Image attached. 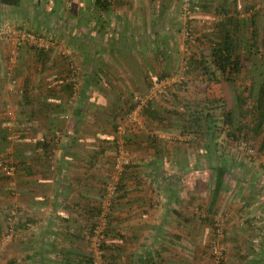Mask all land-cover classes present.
<instances>
[{"label":"crops","instance_id":"obj_1","mask_svg":"<svg viewBox=\"0 0 264 264\" xmlns=\"http://www.w3.org/2000/svg\"><path fill=\"white\" fill-rule=\"evenodd\" d=\"M63 1L67 3L73 0ZM107 1V10H98L94 6L92 40L95 42V59L111 58L114 60L112 63L122 65L120 59L125 58L156 55L169 58L168 51L171 48H168L169 35L165 32L175 29L181 31L185 24L179 14L178 0ZM238 2L195 0L191 19L188 18L186 23L206 27V21L214 15L220 22L226 16L234 15L238 18ZM217 24L209 26L215 28L212 33L205 30L204 36L211 38V34H216ZM98 60L100 64L94 65L95 68H99L103 74L108 72L111 75L114 70L111 62L107 66L108 62L106 64ZM65 72L67 70L62 65L53 61L45 71L49 77L46 75L42 78L44 82L33 84V88L40 91L37 95L30 93L29 100L39 106L43 103L52 105L56 102H70L64 97L59 83ZM50 76L54 78L48 79ZM22 83L0 85V98L6 100L16 95L12 105L17 114L13 117L18 118L19 129L14 135L18 138L14 150L20 152L16 154V161L23 164L11 181L14 188L11 214L0 209V221L7 214V221L13 223L4 234L11 235L10 239L3 238L7 229L4 227L5 220L2 222L4 230L0 227L1 243L7 246L0 252V264H88L93 227L102 212V209L100 214L97 212V202L104 201L99 192L100 173L103 171L99 164L101 154L97 152L96 158H90L93 150L99 151L100 144L95 133L101 129L95 122L91 124L93 129L90 124H85L82 112L78 116L70 111L72 114L69 112L62 116L60 121L52 115L47 118L38 116L36 108L30 110V106L24 103ZM1 102L6 103L3 99ZM73 105L80 106L81 102ZM93 119L98 120L96 116ZM90 130L95 134L92 143L91 139L85 138L89 136L87 133ZM53 134L60 143L51 144L45 152L35 147V143L22 141H39L44 137H53ZM199 166L203 167L199 163L188 167L184 161L175 168H183V171L187 170L191 175L190 170H196ZM152 168V175H156V167ZM146 178L123 179L122 189L113 199L114 202L111 203L110 199L108 223L102 243L103 260L109 264H215L212 259L206 261L203 255L205 243L200 240V235L198 237L202 233V224L206 226L204 221H198L201 216L198 202L201 204V200L197 199L194 189L199 183L195 180L193 182L191 176L177 179L166 176L157 181ZM3 184L0 180V198L4 192ZM209 213L206 208L205 215L210 218ZM231 216L226 220L222 233L223 237L235 241L234 247L238 248L240 234L236 231L237 227H230L240 217L233 215L231 219ZM253 227L249 229L244 226L241 231L246 232L242 234L245 240L257 242L258 246L254 247L253 244V247L259 249V255L241 263L239 255L237 257L235 254V260L224 257V264H264V226L252 230ZM260 230L263 232L260 233ZM247 244L252 246L251 241ZM230 259L232 261L229 262Z\"/></svg>","mask_w":264,"mask_h":264},{"label":"rangeland","instance_id":"obj_2","mask_svg":"<svg viewBox=\"0 0 264 264\" xmlns=\"http://www.w3.org/2000/svg\"><path fill=\"white\" fill-rule=\"evenodd\" d=\"M92 1L82 0V2H78L77 0H73L72 2L56 5L54 4V0H23L22 4L18 7L5 6L0 3V26L3 25L10 30L8 36L0 39V85L3 86L4 84L14 82L15 84H20L26 76L32 79L33 84L36 82H44L42 78L46 75L49 77V74L45 73V71L53 61H57L65 69L73 70V75H71L75 82L73 101L80 100L83 104H97H93L94 106L87 104L83 116L85 124H90L91 129H93L91 126L92 122H95L96 126L99 125L98 127L101 129L95 134H97L96 140L100 144V147L106 150L105 152L99 153L101 154L99 164L103 168L102 173H100L103 181L99 185V192L103 194L102 199H104L105 195H107V192L103 191L104 182L110 181L113 178L111 175H116L118 172L113 167V161L117 154V145H115L112 139H114V136L117 138L118 134L110 127V120L112 118V113L108 110L110 103H117V98L120 97L121 102L118 103L121 104L122 99L129 98L131 93H136L143 99V103L147 100H153L154 106L159 109L177 110L180 109L181 102L175 99L173 94L181 99H205L206 97L211 99L215 96H222L227 109H231L234 112V119L236 120L238 119L239 107L244 110L255 100L257 88L264 75V57L259 55L254 57L251 63H249L248 68L236 77L234 83L226 82L223 79L218 82H210L202 77L197 69L190 70L188 67L191 57L199 58L201 54L208 55L209 40L215 39L216 35L215 33L211 34V38H209L204 36V31L207 30L212 33L215 26H206V28L200 25H194L196 33L199 31L197 33V41L194 43L185 41L179 29H175L174 31L167 30L165 32V34L169 35L167 44L169 45L168 48H171L168 51L169 58L165 59L157 55L156 57L150 56L146 58H125L120 59L122 65L117 61H115L117 63H112L114 60L111 58H98L105 61L106 64L108 62L107 66L110 65V61L114 68L111 75L108 72L106 74L104 73L105 76L102 81L104 82L105 88H101L104 90L101 91L97 88H92L81 91L85 75H88L90 72L94 73V65L100 64L99 60L95 59L96 57H94L93 52L95 42H93L92 37L94 33L93 17L95 10L92 6ZM239 2V9H237L239 11V21L246 20L251 11H258L260 13L258 25L260 31H262L264 23V0H239ZM50 6L54 9L53 12L49 10ZM247 6L252 7L251 10L247 9ZM91 15L93 17L90 19ZM29 29L31 32H28ZM24 31L26 32L24 33ZM202 32L204 39L200 35ZM21 33H24L23 35L29 33L35 37L39 33L46 35L45 37L47 39H45L48 41L47 49H49L50 53L46 59L47 61H45L46 63L42 66L38 65L39 67H37L33 62L36 50L29 49V47H33L30 46L29 42L26 40H21L20 44L17 42L18 38L23 39ZM248 35L249 31L245 27H241L238 33L240 41L245 36L248 37ZM22 41L25 44H22ZM36 46L40 47V44L37 43ZM89 55L92 56L91 59H89ZM168 65H170L169 68ZM166 70H168L167 76L159 80L158 75L164 73ZM94 76L92 81L95 79ZM52 78L54 76H50L48 79ZM39 91L38 89L37 91L33 89L31 93L37 95ZM237 92L242 93V96L245 97V102L240 103L238 101L236 97ZM1 99L6 101L7 104L4 103V105ZM14 99H16V95L6 100L4 97L0 98V155L7 162H15L17 158L16 154L20 153L18 150H14V144L18 140L14 135L19 129L17 125L19 123L17 122L18 118L13 117L17 114L15 106L12 105ZM139 109L140 107L132 111L133 117L137 119V123L135 122L133 125L135 126V132L132 133V140L127 145H123L128 156V162H130V167L124 170V179L147 177L148 179L153 178L157 181L166 176L176 179L191 176L193 182L195 180L199 183L198 187L194 189L195 194H197V199L199 198L201 200V204L198 202L199 216L201 215L198 221H204L203 223L206 226L202 224L200 229L202 233L198 234V237L200 235V240L205 243L203 255L206 261L209 262L211 259L215 260L212 254V241L215 238L216 230H214V227L216 225L213 221L216 219L217 222H220L222 230L224 231L225 222L230 214L232 215L231 219L233 215L240 217V219H236V222H232L233 225L231 224L230 228L237 227L236 231L240 234L239 237L241 239H239L240 245L237 248L233 244L235 241L231 240V238L228 239L226 236L223 237L224 233H222L219 241L223 247V257L233 259L235 254H238L241 263L249 261L250 258L257 257L256 255L260 253L259 249L254 248L258 246L257 242H253L250 239L245 240V235L243 236L242 234H246V232H242L241 228L245 226V228L248 227L250 229V227L254 226L252 229L254 230L260 228V226H264V169L261 167V163L264 160V152L258 150L259 141H249L251 146H247L251 149H257L256 152L254 151L256 153L255 156L249 159L244 154H240L241 150L243 151L242 148L244 145L233 141L223 142V138L218 139L224 145V159L228 163L232 162V168L224 176V187L219 193L210 212L211 222L205 221L203 218L206 214V208L211 204L214 180L213 173L209 171V164L205 160V157H203V143H193L192 139L188 136H181L178 130L173 129L170 125L167 127V124L159 125L154 122H149L140 114ZM95 116L98 119L97 121L93 119ZM124 118L118 119L119 121L124 120L120 123H128V120L125 121L126 118ZM245 119L247 121L248 117ZM95 134L90 130L87 133L89 136L85 137L86 140L91 139L90 141L92 143L94 141L93 135ZM8 135L11 137L7 138ZM150 136H153V142L160 146V152L158 154H156V151L151 146L152 141L150 140ZM261 136L264 137V133ZM22 141L24 143H34L36 140H33V142L29 139ZM87 145L90 146V144ZM247 151L246 149L243 152L247 154ZM262 151H264V148ZM233 155L236 156L233 158ZM152 161L154 164L151 165L150 163ZM184 161L188 167L190 165L194 166L196 163L203 165V167L201 169L199 166L200 168L196 170H190L192 174L189 175L187 170L183 171V168L179 170L175 168ZM152 167H156V175H152ZM16 173L17 171L11 175L10 180H6L5 177L0 176L4 180V190H2L4 193L1 195L0 201L3 202L5 200L3 203H0V209L6 211V213L8 211L9 213L12 212V207H8V205L12 204L14 198V188L11 185L13 184L11 181ZM119 175L120 173H117L118 177ZM5 197H8V199H4ZM97 203L99 205V201ZM100 205L102 206L101 202ZM103 210L105 213H108V210ZM99 222L101 223V215L95 224ZM104 222L106 223L107 219ZM10 223L13 224L12 222ZM259 232L261 233L263 231L260 230ZM222 237L223 239L221 240ZM3 238H5V235ZM10 238L11 235H9L8 239ZM262 238L264 239V236ZM2 240L0 236V252L3 247H7L6 244L4 246L2 245ZM248 241H251L252 246L247 244ZM250 248L253 249L250 250Z\"/></svg>","mask_w":264,"mask_h":264},{"label":"trees","instance_id":"obj_3","mask_svg":"<svg viewBox=\"0 0 264 264\" xmlns=\"http://www.w3.org/2000/svg\"><path fill=\"white\" fill-rule=\"evenodd\" d=\"M21 1L22 0H0V3L5 6L18 7L20 6ZM54 1H55L54 4L57 3L56 5H60L58 3L61 4L64 3L63 0H54ZM194 3L195 0L193 1V6ZM108 5L109 2L107 0L92 1V6L93 7L95 6L98 10H103V11L107 10ZM251 8L252 7L247 6V9L251 10ZM49 10L53 12L54 9H52V6H50ZM259 16L260 13L258 11H251L249 17L242 22H240L239 18L235 17L234 15L228 17L226 16L222 22L220 21L217 22L218 23L216 26L217 33L215 34L216 35L215 39L209 40L208 55L201 54L199 58L191 57L188 68L190 70L197 69L199 71V74H201L202 77H204L207 81L210 82H218L219 80L223 79L226 82L234 83L236 77L239 74H242L246 70V68H248L249 63H251V60H253L254 57H257L258 55L264 57V23H263L262 31H260L258 25ZM92 17L93 16L91 15L90 19ZM241 27L243 28L245 27V29L249 31V35L248 37L245 36V38L240 41V38H238V33ZM25 32L26 31H24V33ZM28 32H31L30 29ZM24 33H21V35H23ZM194 33L196 34V38H195V42H196L197 41L196 29H194ZM40 36L46 38L45 37L46 35L44 34L39 33V35H36V37H40ZM21 40L24 39L18 38L17 42L20 44ZM22 44H25V42L22 41ZM30 46H33V47H29L30 50H34V51L36 50L34 55L35 59L33 60V62L37 65V67L42 66L44 63H46L45 61H47L46 59L49 57V53H50L49 49H47L48 47H44V46L39 47L32 44H30ZM89 56H90L89 59H91L92 56L91 55ZM66 70L67 72H65L64 75L60 78L59 81L61 83L60 82L59 83L61 85V89H62L61 91L64 97H67V100L68 99L70 100V102L68 103L56 102L55 104L52 105L49 103L46 104L43 103L40 104V106L37 105V103H32L30 101L31 99L29 95L34 89L32 79H29L28 76H26L23 79L22 98L24 100V103L27 104V106H30V110L36 108L38 116L47 118L48 116L52 115L53 117L59 119L60 121L63 118L62 116L67 115L70 111H73L76 115L80 116L81 112L83 113L84 109H86L87 103L85 104L81 103L80 106L73 105L74 103L79 102L80 100H76L74 102L72 99L75 93V82L73 81L74 79L71 77V75H73V70L71 69L70 70L66 69ZM93 71L94 73L90 72L88 75H85V80H84V84L81 86V91H83V89H92V88L93 89L97 88L98 90L101 91L104 90L101 88H105L104 82L102 80L104 79L106 73L104 72L105 74H103L102 72H98L100 71L99 68H95V67L93 68ZM167 74H168V70H166L164 73H160L158 75L159 77L158 79L161 80L162 78H165ZM93 76L95 77L94 81H92ZM135 96L138 95L136 93H131L129 98L127 97L125 99H122L121 104H119L121 102L119 99L120 97L117 98L119 103L114 102L109 104L108 110L109 112L112 113L111 114L112 118L110 120V124H111L110 127H112V129H114L117 132L118 125L120 124V122L124 121V120L119 121L118 119L120 118L123 119L125 117L126 118L125 121H127L129 113L132 112L134 109H136L138 106H140V109L138 111L149 122H154L159 125L167 124V127L170 125L173 127V129H177L178 133L181 136H188L190 139H192L193 143L202 142L203 157H205V160L209 164V171L213 173V180H214L212 200H211V204L208 207V212L212 211V207L214 206V203L219 193L224 187L223 180L225 174L232 168V162L228 163V161L224 159L223 142L233 141L240 143L241 145H244L242 148L244 151L247 148H250L247 146V145L251 146V143H249V141H259L258 150L260 152H264L262 151V149L264 148V139L262 138L264 137L261 136L264 133V75L257 88L254 102L249 106H247L244 110L241 109V107H239L240 109L238 112V119L236 120L234 119V112L231 109H227L225 100L222 96H215L211 99H209L208 97H206L205 99H199V98L181 99L180 97H177L175 94H173V97L179 100V102H181L180 109L177 110L159 109L156 106H154L153 100H147L145 103L141 104L140 100L135 99ZM236 97L240 103L245 102V97L242 96L241 92H237ZM72 106L75 107L73 108ZM247 117L248 119L247 121H245L246 120L245 118ZM132 125L128 128L131 130L127 129L126 131L127 133L121 137L123 145L124 144L127 145L132 140V133L135 132L134 131L135 126ZM220 138H223V142L218 141V139ZM153 139H154L153 136H150V140L152 141L151 146L156 151V154H158L160 152L159 151L160 146H158L157 143L153 142L154 141ZM58 140L59 139L56 137V135L53 134V137H49V138L44 137L41 138L39 141L36 140L34 143H35V147L42 148L45 152L47 151V148H49L51 144L53 143L56 144L57 142H59ZM118 140H120L119 134L117 135V138L114 136V139H112L115 145H117ZM105 151L106 150L103 147H100L99 151L93 150L92 154L90 155V158L92 159L96 158L98 156L97 152L101 153ZM243 151L241 150L240 154H244L245 156H247V158L250 159L251 157L255 156L256 153H254V151L256 152L257 149L256 148L252 149V152L254 154L247 152H246L247 154H245ZM43 155L48 157V155H46L45 153ZM234 156L236 155H233V158ZM1 159L5 160L3 156H1ZM7 163H9V165H12L14 167V173L20 169L21 165L23 166L21 162H17V161L7 162ZM114 163H115V159L113 161V167H114ZM150 164L152 165L154 164V162L152 161ZM128 167H130V162L124 165L123 170L121 171L116 170L118 171L117 173H120V175L118 177L116 173L118 179L115 182L116 191H115V195L111 197V203L114 202L113 199L116 198L118 192L120 191V189H122L123 186L122 180L124 179V174H125L124 170ZM261 167L264 169V160L261 163ZM113 175H111V177ZM0 176L5 177L6 180H10L11 178V176H7L1 170H0ZM0 180L2 182L4 181L3 178H1ZM102 181L103 180L101 179V183ZM108 182L109 181L104 182L103 191H106ZM9 207H12V205H9ZM101 209L103 210L99 202L97 208V212L99 214ZM7 213L8 215L11 214L9 213V211ZM108 213H106L107 220H108L107 217ZM8 215L6 214L3 217V220L6 221V226L4 227L7 228L6 231L3 233V237L4 234L7 233L8 227H10L11 225V223L7 221ZM203 219L205 221L211 222V217L209 218V216L205 215ZM3 220L0 221V227L4 230V228L2 227ZM106 225L107 222L104 225V231ZM0 236L2 237L1 233ZM102 243H101V249L103 246ZM223 260L224 257L222 256L219 264H224ZM88 264H90V259L88 260Z\"/></svg>","mask_w":264,"mask_h":264},{"label":"built area","instance_id":"obj_4","mask_svg":"<svg viewBox=\"0 0 264 264\" xmlns=\"http://www.w3.org/2000/svg\"><path fill=\"white\" fill-rule=\"evenodd\" d=\"M193 1L194 0H178L179 3V14L181 16V18L184 19L185 24L184 26L181 27V35L183 37V39L185 41L194 43L195 42V38H196V34L194 33V25L192 23H186L188 22L189 19H191L190 17L192 16V9H193ZM189 18V19H188ZM217 22H219V18L214 15V17L209 18L206 21V26H211L213 24H216ZM9 28L4 27L3 25L0 26V39L5 36L9 35ZM23 39L26 40L27 42H29V44L32 45H36L37 43L40 44V46H46L48 45V41L44 38V37H35L34 35H30V34H25L22 35ZM135 99L140 100L141 104H143V99L140 96H135ZM140 106L137 107V109ZM135 111V109L133 110ZM128 123H120L117 127V133L119 134L120 137H122L124 134H126L127 129L134 123H137V119L133 117V112L129 113L128 115ZM132 125V126H133ZM131 130V129H128ZM247 153L252 152L251 148H247ZM127 153L124 150L123 144H122V140H118L117 141V154L115 157V163H114V168H116V170L121 171L124 168V165L128 163V158H127ZM0 170L6 174L7 176H11L14 173V167L12 165H9V163H7V161H5L4 159H1L0 156ZM113 178L110 179V181L108 182V185L106 187V192L107 195H105L104 201L102 203V207L103 209L108 210L109 208V202L111 197H113L115 195V182L117 181V176L113 175ZM105 219H106V213L104 210H102L101 212V223H97L94 225L93 227V234H92V248H91V252L89 254L90 257V264H108L106 261L103 260L102 255H103V251L101 249V243L102 240L104 238V224H105ZM216 221V219H215ZM215 238L212 241V254L214 257V262H216L215 264H219L220 259L223 256V247L220 245V241H219V237L222 236V227L220 222H215ZM6 238L9 237V235L5 236Z\"/></svg>","mask_w":264,"mask_h":264}]
</instances>
